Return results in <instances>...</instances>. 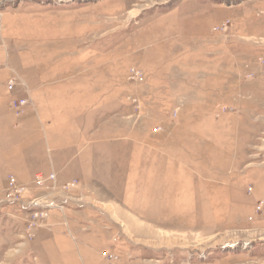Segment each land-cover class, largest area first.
<instances>
[{"label": "rangeland", "instance_id": "rangeland-1", "mask_svg": "<svg viewBox=\"0 0 264 264\" xmlns=\"http://www.w3.org/2000/svg\"><path fill=\"white\" fill-rule=\"evenodd\" d=\"M0 264H264V0H0Z\"/></svg>", "mask_w": 264, "mask_h": 264}, {"label": "built area", "instance_id": "built-area-1", "mask_svg": "<svg viewBox=\"0 0 264 264\" xmlns=\"http://www.w3.org/2000/svg\"><path fill=\"white\" fill-rule=\"evenodd\" d=\"M15 80H16L15 76L9 77L7 79V88L8 89H12L13 88ZM12 103H13L12 104L13 107L17 111H19L20 108H22L24 106V104L26 103V99L23 98V97H20V98H17V99H13ZM36 177H37V181H38L39 184H44V182L47 179L51 178L50 176L49 177L48 176H42L41 174H37Z\"/></svg>", "mask_w": 264, "mask_h": 264}]
</instances>
